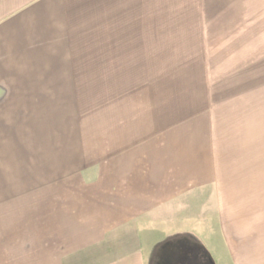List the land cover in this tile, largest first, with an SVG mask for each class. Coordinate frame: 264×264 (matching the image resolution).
I'll use <instances>...</instances> for the list:
<instances>
[{"label": "crops", "instance_id": "obj_1", "mask_svg": "<svg viewBox=\"0 0 264 264\" xmlns=\"http://www.w3.org/2000/svg\"><path fill=\"white\" fill-rule=\"evenodd\" d=\"M160 2L0 0V121L17 118L15 105H33L39 92L72 81L69 57L109 66L100 61L101 48L106 56L127 52L130 25L160 23L144 19ZM91 16L98 31L85 40ZM177 104L168 112L122 105L116 120L109 113L95 117L98 123L92 118L89 134L79 122L40 190L3 191L7 177L23 179L46 167L45 148L33 160L16 154L1 161L0 264H264V159L227 160L226 144L205 142L203 125L195 127L202 122L186 123L200 114Z\"/></svg>", "mask_w": 264, "mask_h": 264}, {"label": "rangeland", "instance_id": "obj_2", "mask_svg": "<svg viewBox=\"0 0 264 264\" xmlns=\"http://www.w3.org/2000/svg\"><path fill=\"white\" fill-rule=\"evenodd\" d=\"M161 1L163 7L154 16L144 18L160 23L130 25L132 39L127 52L106 56L107 49L101 48L100 61L109 62V66L94 68L86 60L84 64L78 62L77 56L69 57L74 62L67 66L70 70L66 74L72 81L66 77L45 96L39 92L33 97V105H15L20 109L17 118L0 121V127L6 130L0 135V157L4 158L0 162L12 160L16 154L19 159L26 154L33 160V156L44 154V148L45 155H49L46 167L36 168L26 178L7 177L8 190L3 191L40 190L42 177H52L57 171L59 147L73 142L79 122L89 134L92 118L98 123L97 117L109 113L116 120L118 115L114 113L121 111L122 105L135 112L145 105H157L168 112L170 103L178 100L182 110L192 108L200 114L186 123L193 127L194 122H202L195 127L203 125L205 142L226 144L227 160L245 163L264 159V0ZM183 2L191 3L192 8L181 6ZM176 3L180 6L176 7ZM87 11L91 13L90 8ZM176 19L179 24L166 22ZM184 20L190 23H181ZM94 22L91 16V23L84 24L85 40L98 31ZM137 31L143 36L142 41L133 40L139 36ZM139 49L146 50L147 55L134 56L133 52ZM128 68L132 71H126ZM12 128H16V135L11 134ZM114 134L111 132L109 137ZM30 145L35 151H21ZM65 156L71 164L73 158H68L67 153Z\"/></svg>", "mask_w": 264, "mask_h": 264}]
</instances>
